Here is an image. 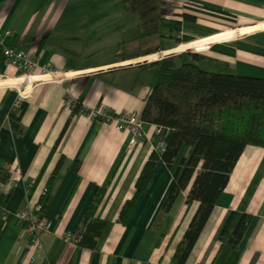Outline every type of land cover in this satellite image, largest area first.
I'll return each mask as SVG.
<instances>
[{"label": "crops", "instance_id": "crops-1", "mask_svg": "<svg viewBox=\"0 0 264 264\" xmlns=\"http://www.w3.org/2000/svg\"><path fill=\"white\" fill-rule=\"evenodd\" d=\"M0 32L9 33L6 46L66 72L59 78L21 71L7 65L0 50V168L14 179L1 190L10 197L9 217L0 219V264H175L199 201L186 204L185 190L168 210L163 205L190 147L172 167L157 161L122 222L121 210L165 135L145 122L146 137L138 139L89 112L141 114L160 67L175 60L264 78V0H0ZM184 35L212 47L192 43L188 48L197 57L181 55L176 38ZM68 96L78 107L66 102ZM17 101L24 106L16 112L19 129L10 118ZM257 152L245 147L184 264H264V150L235 197ZM98 190L92 218L104 227L94 246L89 239L81 244ZM29 209L48 225L41 249L14 218ZM242 214L251 219L234 245L230 238Z\"/></svg>", "mask_w": 264, "mask_h": 264}, {"label": "trees", "instance_id": "trees-1", "mask_svg": "<svg viewBox=\"0 0 264 264\" xmlns=\"http://www.w3.org/2000/svg\"><path fill=\"white\" fill-rule=\"evenodd\" d=\"M176 40L181 55L197 57L188 48L192 43L212 47L191 36L184 35ZM23 108L21 104L10 114L11 125L16 129L20 128V113L16 112L23 111ZM141 118L170 131L164 138V150L152 152L145 163L136 182L134 197L121 210V220L125 222L129 218L137 198L153 176L157 161L162 159L172 167L181 149L189 146V156L183 158L176 169L175 181L163 205L168 210L177 195L185 190L186 204L199 201V208L175 254V264H184L219 196L227 187L245 147L254 145L258 152L235 197L240 194L264 150V78L205 71L193 63L178 67L163 65ZM12 178L10 170L0 168V182L10 183ZM100 195L101 190H98L86 212L81 228V244L89 239L87 244L94 246L104 227L103 222L92 218ZM9 197L10 193L0 191V219L6 213ZM235 216L233 211L223 229V236ZM250 219L249 214L241 215L231 235V243L236 245L240 242Z\"/></svg>", "mask_w": 264, "mask_h": 264}, {"label": "built area", "instance_id": "built-area-1", "mask_svg": "<svg viewBox=\"0 0 264 264\" xmlns=\"http://www.w3.org/2000/svg\"><path fill=\"white\" fill-rule=\"evenodd\" d=\"M9 33L3 34L0 32V50L3 53L5 63L7 65H12L21 71H35L40 76L50 74L59 78H63L66 72L59 66L51 62H42L41 59L24 49H18L13 47H8L5 45V39ZM66 102L71 106H77L75 100L72 96L66 98ZM21 106V101L15 103V108ZM82 108V107H81ZM82 110V109H81ZM90 115L97 119H101L103 122L113 126L119 131H128L131 135L138 139H144L146 137V132L144 129L145 121L141 118V114L138 112L122 111L119 113H109L101 109L91 110ZM158 132H163L164 135L169 133V128L158 126ZM165 148L164 140L161 142V151ZM12 178L10 183H13ZM5 184L0 182V191ZM40 205H37L35 209H39ZM9 216L3 215L2 219H7ZM19 225L26 229L29 236V242L37 246V248H42V243L40 235L42 231L48 228L47 222L44 219H38L34 216V211L32 209L19 212L14 215ZM68 238V237H67Z\"/></svg>", "mask_w": 264, "mask_h": 264}, {"label": "rangeland", "instance_id": "rangeland-1", "mask_svg": "<svg viewBox=\"0 0 264 264\" xmlns=\"http://www.w3.org/2000/svg\"><path fill=\"white\" fill-rule=\"evenodd\" d=\"M171 61H173V59L171 58ZM179 62H177V60L173 61L172 64H170L173 67H177L179 64Z\"/></svg>", "mask_w": 264, "mask_h": 264}]
</instances>
